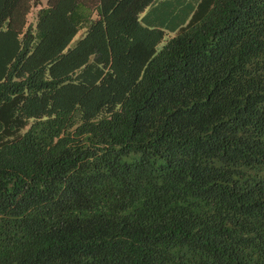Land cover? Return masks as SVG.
I'll use <instances>...</instances> for the list:
<instances>
[{
    "label": "trees",
    "instance_id": "trees-1",
    "mask_svg": "<svg viewBox=\"0 0 264 264\" xmlns=\"http://www.w3.org/2000/svg\"><path fill=\"white\" fill-rule=\"evenodd\" d=\"M40 4L0 0V264H264V0Z\"/></svg>",
    "mask_w": 264,
    "mask_h": 264
},
{
    "label": "rangeland",
    "instance_id": "rangeland-1",
    "mask_svg": "<svg viewBox=\"0 0 264 264\" xmlns=\"http://www.w3.org/2000/svg\"><path fill=\"white\" fill-rule=\"evenodd\" d=\"M163 1H165V0H155V5H154L153 7H155V6H159L158 8L160 9V3L163 2ZM43 2H44V0H40V3H41L40 5H41V6L43 5ZM36 9H37V7L34 8V10L32 11V13H33L34 11H36ZM148 9H149V8H147V9L144 11V13H142L141 15H139V17H140V16H143V14H145V13L148 11ZM159 12H160V11H159ZM159 12H158V13H159ZM158 13L156 14L155 17H156V19H157L158 21H160L159 19H160V17H161V14H158ZM155 17H154V18H155ZM31 20H32V14H30V16L28 17V21H31ZM154 26H156V27H160V25H158V24H154Z\"/></svg>",
    "mask_w": 264,
    "mask_h": 264
}]
</instances>
